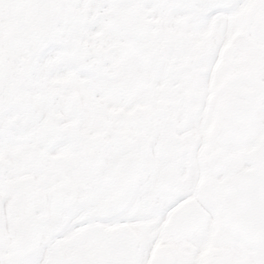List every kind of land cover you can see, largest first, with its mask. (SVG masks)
I'll return each mask as SVG.
<instances>
[{
  "label": "snow or ice",
  "instance_id": "obj_1",
  "mask_svg": "<svg viewBox=\"0 0 264 264\" xmlns=\"http://www.w3.org/2000/svg\"><path fill=\"white\" fill-rule=\"evenodd\" d=\"M0 264H264V0H0Z\"/></svg>",
  "mask_w": 264,
  "mask_h": 264
}]
</instances>
